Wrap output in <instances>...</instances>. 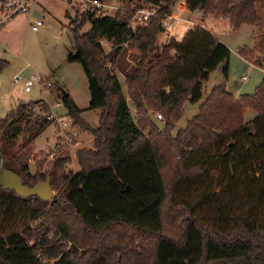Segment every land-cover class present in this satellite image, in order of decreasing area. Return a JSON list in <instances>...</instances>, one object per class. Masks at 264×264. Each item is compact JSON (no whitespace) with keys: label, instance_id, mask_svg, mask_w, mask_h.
<instances>
[{"label":"trees","instance_id":"16d2710c","mask_svg":"<svg viewBox=\"0 0 264 264\" xmlns=\"http://www.w3.org/2000/svg\"><path fill=\"white\" fill-rule=\"evenodd\" d=\"M117 1L122 11L76 12L70 26L73 47L66 60L82 66L87 109H100L98 125L82 119L64 90L60 98L73 123L91 132L93 146L76 151V172L66 169L69 157L57 159L51 176L60 189L51 202L0 186V264H264V184L255 189L246 174L248 188L240 194L237 181L244 177L234 180L226 171L243 165L248 150L261 154L264 168V75L251 95L234 98L217 84L202 99L203 82L214 69L223 64L227 76L229 48L200 25L160 46L157 37L174 0H145L158 9L135 28L134 1ZM183 1L189 12L216 14L232 30L253 25L254 42L239 53L258 54L261 61L264 21L256 5L264 10V0ZM87 22L90 28L79 33ZM102 39L111 43L108 52ZM125 46L134 49L133 66L122 73ZM6 64L0 60V71ZM200 100L197 113L172 135L168 121L181 117L186 101ZM34 106L40 112L33 116ZM144 106L164 117V129L151 123ZM47 107L43 100L24 102L0 118V159L28 186L43 175L8 163L19 135L27 133L23 148L54 122ZM246 109L256 112L249 120L253 131Z\"/></svg>","mask_w":264,"mask_h":264},{"label":"rangeland","instance_id":"374dc122","mask_svg":"<svg viewBox=\"0 0 264 264\" xmlns=\"http://www.w3.org/2000/svg\"><path fill=\"white\" fill-rule=\"evenodd\" d=\"M133 1L136 8L149 5L145 0ZM36 3L29 12L15 16L0 28V60L7 61L5 67L0 71V118L5 117L9 111L14 110L21 102L43 100L47 103L48 107L44 113L48 114L54 122L23 148L19 146L24 143L27 133L19 135L13 149L14 158L10 159L8 164L15 169L18 168V165H25L32 175H43L44 179L42 181L46 180L47 177L52 178V190L57 195L60 185L51 176L57 159L71 156L74 165L67 163L66 169L74 171L77 167L75 150L84 146H93L91 132L74 124L73 120L67 115V110L60 98L62 90L69 94L76 106L82 110V119L93 128L98 125L100 109H87L89 102L87 77L80 63L67 62L66 60L67 53L73 47L70 26L71 20L76 14L75 7L65 0H36ZM184 4L183 0H174L172 3L170 13L163 20L164 25L168 27L158 35V45L165 44L170 38L179 16L183 18L181 21L189 27L193 24L186 22L188 17H191L193 21L197 19L198 15L192 12L189 13ZM181 9L186 16L179 15ZM256 10L264 21V10L258 5H256ZM205 16L215 20L221 19L216 14H206ZM37 20H41L43 25L38 31H32L31 23ZM198 21L203 23L202 19ZM209 24L210 21L207 22V28L212 27L211 29L213 32L215 31L217 38L225 42L230 54L227 60V76L224 77L223 75V64L214 69L209 78L203 82L202 99L217 84H223L234 98H239L244 94H253L264 75V55L259 62L258 54L251 56V58H245L239 52L241 47L252 46L256 31L255 27L250 24H243L237 30H232L228 22L222 20H216L214 26L211 27ZM89 28L90 24L87 22L79 33L86 32ZM101 43L105 52H108L111 46L110 41L102 39ZM133 51L134 49L128 48V46H125L122 51L119 57V68L122 73L129 71L133 66ZM121 72L117 73V77L122 89L125 90L124 78ZM33 78L30 91H26L24 82ZM47 83L49 85H45ZM127 101L130 112L134 115L133 103L129 98H127ZM200 103L201 100L196 103L186 101L180 114L181 117L177 120L168 121L170 125L169 132L171 131L172 135L178 129L183 128L187 120L197 113ZM34 108L33 116L40 112L38 106H34ZM255 115V111L246 109L244 118L249 121ZM161 118L163 120H160L165 122L164 117ZM248 127L249 130L253 131L250 121ZM145 128L147 132L149 125H146ZM73 133L74 136L71 135ZM75 142H77V145H74ZM59 145L60 147L63 145L60 150ZM260 158V153L248 150L243 165L226 167L227 173L233 175L232 179L244 177L237 181L240 194L248 188L245 185L246 174L249 176V179H247L248 184L254 186L255 189H259L264 184V168H261L263 164L260 162ZM253 168H260L262 171L253 173ZM49 262L51 264L52 261L49 260Z\"/></svg>","mask_w":264,"mask_h":264},{"label":"built area","instance_id":"2783aa9c","mask_svg":"<svg viewBox=\"0 0 264 264\" xmlns=\"http://www.w3.org/2000/svg\"><path fill=\"white\" fill-rule=\"evenodd\" d=\"M67 3L75 7L78 13H95L99 16L114 15L119 11L123 10L122 4L117 0H65ZM37 4L36 0H0V26L4 25L6 22L14 18L15 16L27 13L31 8ZM156 14V7L152 4L146 6H139L134 11V16L130 22V26L147 24L149 18ZM200 19L204 17L203 12H196ZM180 20V18H178ZM189 24L200 25L201 23L186 21ZM43 25L41 20H37L31 23V30L38 31ZM167 28L168 26L165 25ZM18 79V78H16ZM33 79L26 80L24 82V88L26 91H30L33 85ZM49 85V83L45 84ZM44 85V86H45ZM35 108H33L34 110ZM157 117L161 119V115L158 114ZM74 136V133L71 134ZM69 139V138H68Z\"/></svg>","mask_w":264,"mask_h":264},{"label":"water","instance_id":"95a60500","mask_svg":"<svg viewBox=\"0 0 264 264\" xmlns=\"http://www.w3.org/2000/svg\"><path fill=\"white\" fill-rule=\"evenodd\" d=\"M63 94L67 95L68 93L63 91ZM21 104H24V102H21ZM144 107L145 110L148 111V117L151 123L159 130L164 129L165 123L149 111L147 106ZM0 186L5 190H13L15 194L20 197L27 198L36 196L45 202H51L55 196L50 185L49 177L44 181H38L32 186L25 185L19 174L4 167L3 158L0 159Z\"/></svg>","mask_w":264,"mask_h":264},{"label":"crops","instance_id":"0c3cea01","mask_svg":"<svg viewBox=\"0 0 264 264\" xmlns=\"http://www.w3.org/2000/svg\"><path fill=\"white\" fill-rule=\"evenodd\" d=\"M188 11V10H187ZM190 13V12H189ZM196 14V13H195ZM179 15H184V16H186L185 15V12L181 9L180 11H179ZM191 15H192V13H191ZM196 15H198V14H196ZM181 16H179V18H180ZM199 17V15L197 16V19L196 20H194L193 21V19L191 18V17H188V19L186 20V21H191V22H197V23H199V19H200V17ZM187 18V17H186ZM185 18V19H186ZM181 19L183 20V18L181 17L180 18V20H178L177 22H176V24H175V28H174V31L173 32H171V35L170 36H172V37H174L177 41H181V39H182V37H183V35H184V33L188 30V28H190L187 24H184L182 21H181ZM202 19V21H203V23H201L202 24V26L204 27V28H206V29H209V30H211V31H213L211 28V26H214V22L216 21V20H222V21H226L225 19H214V18H211V17H207V16H204L203 18H201ZM208 21H210V24H209V26L211 27V28H207V22ZM215 32V31H214ZM219 41H221L220 39H219ZM223 44H225V42H223V41H221ZM226 45V44H225ZM227 46V45H226ZM92 138V141H93V136L91 137ZM74 145H77V142H75L74 143ZM84 147H86V146H84ZM83 148V147H82ZM86 148H91V147H86ZM78 149H80V148H77L76 150H75V156H76V151L78 150ZM69 158H70V161L68 162V164L69 163H72V158H71V156H68ZM75 160V159H74ZM75 163H76V160H75ZM67 164V165H68ZM72 165H74V163H72ZM76 168H75V170L73 171V172H76V171H78L79 170V168L80 167H78L79 165L76 163Z\"/></svg>","mask_w":264,"mask_h":264}]
</instances>
